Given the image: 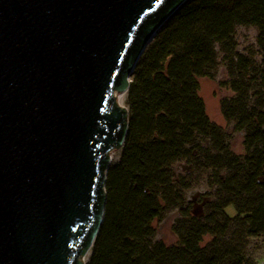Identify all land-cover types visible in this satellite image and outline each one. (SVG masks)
<instances>
[{
	"label": "water",
	"instance_id": "1",
	"mask_svg": "<svg viewBox=\"0 0 264 264\" xmlns=\"http://www.w3.org/2000/svg\"><path fill=\"white\" fill-rule=\"evenodd\" d=\"M187 0H0V264H87L147 46Z\"/></svg>",
	"mask_w": 264,
	"mask_h": 264
},
{
	"label": "trees",
	"instance_id": "2",
	"mask_svg": "<svg viewBox=\"0 0 264 264\" xmlns=\"http://www.w3.org/2000/svg\"><path fill=\"white\" fill-rule=\"evenodd\" d=\"M240 25L257 28L259 62L238 50ZM219 50L221 85L233 93L222 113L243 133V153L199 94L201 77L216 78ZM127 105V137L107 172L104 221L87 264H257L248 248L264 237V0H187L139 59ZM181 162L211 170L203 216L187 200L192 184L173 171ZM171 210L180 213L175 245L156 240L155 223Z\"/></svg>",
	"mask_w": 264,
	"mask_h": 264
},
{
	"label": "rangeland",
	"instance_id": "3",
	"mask_svg": "<svg viewBox=\"0 0 264 264\" xmlns=\"http://www.w3.org/2000/svg\"><path fill=\"white\" fill-rule=\"evenodd\" d=\"M258 30L255 26L240 25L236 29V37L238 41V50L246 55H251L256 61L261 60V56L257 46ZM227 78V70L225 65L224 54L219 50V67L217 70L216 78L201 77L199 94L203 98L206 106L207 113L212 121L224 126L229 135L228 141L231 148L236 153H243V133L235 132L232 126H229L222 113V101L225 98L233 96L231 90L221 85V82ZM120 104V103H119ZM123 106H127V93ZM112 162L119 159L120 151H112ZM175 174L181 173L186 176L188 181L192 184L191 188L187 190L186 197L188 201L193 203L192 212L195 215L203 216L206 210L207 202L212 199L208 193H214V188L210 186L211 170L200 169L192 170L187 168L181 162L173 166ZM229 215L234 216L236 209L230 206L227 209ZM180 218L178 210H171L167 213L162 221H157L155 226L157 228V241H164L167 245H175L178 242V237L173 230V225ZM211 240L210 236L205 238L204 244ZM250 256L257 264H264V237L251 239L249 248ZM91 252L85 257L88 262Z\"/></svg>",
	"mask_w": 264,
	"mask_h": 264
},
{
	"label": "bare ground",
	"instance_id": "4",
	"mask_svg": "<svg viewBox=\"0 0 264 264\" xmlns=\"http://www.w3.org/2000/svg\"><path fill=\"white\" fill-rule=\"evenodd\" d=\"M125 98H126V93H123L121 95H117V100L118 102L121 104V103H124L125 101Z\"/></svg>",
	"mask_w": 264,
	"mask_h": 264
}]
</instances>
